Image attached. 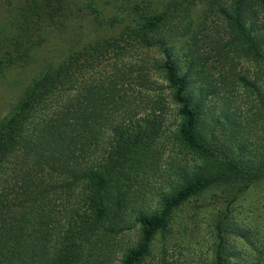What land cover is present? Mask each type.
I'll return each instance as SVG.
<instances>
[{
    "label": "trees",
    "instance_id": "1",
    "mask_svg": "<svg viewBox=\"0 0 264 264\" xmlns=\"http://www.w3.org/2000/svg\"><path fill=\"white\" fill-rule=\"evenodd\" d=\"M26 1V16L36 17L28 28L22 26L26 34L16 29L0 36V79L39 55L42 63L15 108L0 118V264H83L97 232L101 228L115 232L114 220L127 203L126 174L155 134L154 121L144 129L112 122L107 113L117 101L109 106L104 84L89 83L86 95L79 93L80 60L88 61L91 53H97V59L113 39L86 40V36L82 44L74 45L83 25L75 20L80 11L86 10L100 27L127 22L124 30L138 44L160 49L163 56L156 67L178 106L179 137L211 167L163 196L157 212L135 214L140 237L124 252L120 264H138L153 236L166 228L170 213L192 197L221 186L235 195L242 184L264 179V158L248 162L196 133L204 99L215 94V86L210 82L197 86V95L193 94L190 81L169 54V38L158 34L165 24L163 13L151 9L158 0H131L130 15L119 0L104 1L110 12L98 0H61L56 6L53 0H40L47 9L39 0ZM257 8L264 9V0H228L219 10L232 32V43L259 56L264 41L249 24ZM24 35L26 45L17 38ZM66 40L72 42L71 48ZM63 46L67 49L54 53ZM199 58L193 56L189 64ZM116 83L111 81L107 88ZM215 260L214 264H227L220 252Z\"/></svg>",
    "mask_w": 264,
    "mask_h": 264
},
{
    "label": "rangeland",
    "instance_id": "2",
    "mask_svg": "<svg viewBox=\"0 0 264 264\" xmlns=\"http://www.w3.org/2000/svg\"><path fill=\"white\" fill-rule=\"evenodd\" d=\"M60 1L53 0V5ZM104 1L98 0L110 12ZM119 1L125 2L130 15L134 2ZM227 3L228 0H158L151 9L164 15L165 24L158 34L169 38V54L190 81L193 94L197 95V86L204 87L209 82L215 86V94L204 99L196 133L212 145L255 162L264 158V50L256 56L232 43V32L219 10ZM26 4V0H0V36L16 29L26 34L22 28H28L36 18L26 16ZM39 4L47 9L44 1ZM85 11L75 18L83 25L74 45L82 44L86 36V40L109 36L113 39L111 45L101 49L97 59L94 58L98 54L91 53V61L80 60L79 93L86 95L89 83L104 84L109 106L113 105L112 100L117 101L115 109L107 113L112 122L143 129L155 123L154 137L126 174L123 190L127 203L114 220L115 232L107 233L101 228L88 246L90 255L86 254L83 260V264H120L124 252L136 245L140 237L135 214L157 212L163 196L211 167L179 137L178 106L163 73L156 67L163 56L160 49L138 44L125 32L127 22L100 27ZM249 24L255 26L264 41V9H255ZM25 37L17 36L24 45L28 43ZM66 42L71 48L72 42ZM67 47L54 53L60 54ZM193 56L200 58L190 65ZM38 59L20 64L0 79V118L19 102L42 64ZM113 80L116 85L107 88ZM109 93L116 95L111 97ZM102 139L109 140L108 132ZM242 186L235 195L228 194L225 186L213 187L175 208L166 228L153 236L138 264H214L217 252L227 264H264V179Z\"/></svg>",
    "mask_w": 264,
    "mask_h": 264
}]
</instances>
